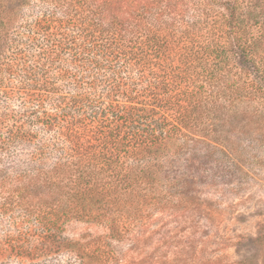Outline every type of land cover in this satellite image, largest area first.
Instances as JSON below:
<instances>
[{
	"label": "trees",
	"instance_id": "16d2710c",
	"mask_svg": "<svg viewBox=\"0 0 264 264\" xmlns=\"http://www.w3.org/2000/svg\"><path fill=\"white\" fill-rule=\"evenodd\" d=\"M238 114L262 142L264 0H0V210L23 226L14 254L106 262L107 240H67L65 225L115 240L146 227L181 188L180 158L215 150Z\"/></svg>",
	"mask_w": 264,
	"mask_h": 264
},
{
	"label": "rangeland",
	"instance_id": "374dc122",
	"mask_svg": "<svg viewBox=\"0 0 264 264\" xmlns=\"http://www.w3.org/2000/svg\"><path fill=\"white\" fill-rule=\"evenodd\" d=\"M244 127L250 123L238 114L216 132L215 150L193 157L185 152L176 165L184 175L181 188H175L168 210L152 212L146 227L115 240L105 237L103 226L71 221L63 237L107 240L112 254L101 264H264V137L253 143L254 133ZM17 226L0 210V264H79L80 254L33 250L35 235L30 253L15 255L13 247L24 246Z\"/></svg>",
	"mask_w": 264,
	"mask_h": 264
}]
</instances>
